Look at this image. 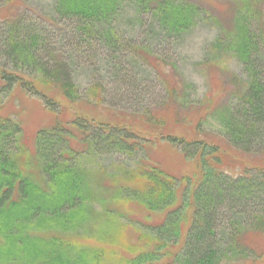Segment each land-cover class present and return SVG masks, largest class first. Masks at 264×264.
<instances>
[{
	"label": "trees",
	"instance_id": "1",
	"mask_svg": "<svg viewBox=\"0 0 264 264\" xmlns=\"http://www.w3.org/2000/svg\"><path fill=\"white\" fill-rule=\"evenodd\" d=\"M229 1L231 10L216 13L189 0H51L41 18L22 11L20 0H0V112L13 94H22L53 115L36 132L30 153L37 170L30 174L20 122L0 114V264H99L119 237L129 256L115 264H264V165L255 159L264 154V0ZM199 23L215 29L199 64L219 65L226 55L241 67L239 75L229 74L227 101L209 111L220 128L216 141L199 134L201 121L185 135L170 131L166 101L176 104V126L197 95L178 60L168 69L167 54L157 56L152 47L181 40ZM56 26L64 28L53 32ZM138 28L149 40L137 42ZM98 51L101 77L95 75L100 68L81 64L82 56ZM147 55L155 57L149 62ZM149 67L154 77L146 75ZM81 71L90 76L83 87L76 77ZM151 80L162 83L163 95L134 114L107 102L111 94L119 102L142 100L154 88ZM86 98L116 121L77 113L66 119L64 107ZM160 143L194 161L197 173L177 175L150 160ZM103 154L136 164L104 174L119 183L106 187L108 201L96 208L93 178L103 180L96 172L102 169L83 160ZM238 154L255 162L239 161ZM121 201L158 218L126 217L114 206ZM123 227L137 232V246L118 237Z\"/></svg>",
	"mask_w": 264,
	"mask_h": 264
},
{
	"label": "rangeland",
	"instance_id": "2",
	"mask_svg": "<svg viewBox=\"0 0 264 264\" xmlns=\"http://www.w3.org/2000/svg\"><path fill=\"white\" fill-rule=\"evenodd\" d=\"M193 3H196L200 5L203 9H208L210 12H224L226 7H230V10L232 9L229 0H189ZM19 3V0H17ZM51 0H20L19 5L21 4L20 9L23 11L25 8L29 12L30 15L37 16L43 18V16L48 14L50 7ZM260 6H262V11L264 12V2L259 3ZM214 14V13H213ZM62 26H56L52 27V31H62ZM145 28V25L144 27ZM137 29V42H145L146 40H149L146 33H142L141 29ZM215 34V29L211 26L209 23H199L196 26L192 28V30L187 33L186 35L181 38V40L177 42H169V44L166 45H157L152 46L153 49L158 52L159 56L160 54H167L168 56V62L167 68L171 69V65H175L173 63H176L175 60H178V66L179 70L183 74V78H185L187 81L191 82V86L193 85V88L191 91L193 94H196L197 96H192L198 101L197 103L191 102L190 105H188L186 108L180 111V114L178 116V123L175 126L173 124V121H175L174 116L171 113V109H174L173 102L166 101L168 104V110L165 114L167 122L171 125L170 131L177 134V135H185L192 131L193 125L196 123H199L200 121L203 122L202 130L199 131V134L208 141H216L220 140L219 134H220V128L218 124L209 117V111H211V107L220 106V104L225 103L227 101L228 94L230 91L233 90L232 86V79L233 77H229L230 73H234L236 75H239L241 72V67L237 64V62L226 55H220V57L217 59L221 63L219 65H215L216 63H207V65L201 66L199 63L202 59V55L205 51L206 46L210 43V41L213 39V36ZM88 54L87 56H82L83 59L81 61V64L84 65V63L88 64L92 68V66H96L95 69L100 68V71L95 74L97 77H101L103 75L101 73V67H102V60H100L99 57H95L96 54ZM102 53V52H101ZM141 55V54H140ZM155 55V54H154ZM154 55H147L148 59L153 60L155 57ZM154 56V57H153ZM141 57H144L143 54ZM199 64V65H198ZM181 66V67H180ZM148 69V68H147ZM151 70L152 76L150 71L147 70L146 75L148 77H154V72ZM93 75V74H92ZM167 74L164 77H170ZM95 76V77H96ZM77 78V84L79 87H83L84 84L87 82L90 76L88 78L83 74L81 71L79 74L76 75ZM161 77V76H160ZM156 79H159L156 77ZM169 83L171 80L168 78ZM164 84V83H163ZM151 85L154 87L151 90L150 94L144 95L142 100H128L129 96L126 97V100L120 101L114 100L117 97L115 94H111L109 96V99L107 100L108 103H115V105L118 106V108H122L127 111L126 114H134L139 108L145 107L147 103L152 101L153 98L158 99L163 95L164 87L162 83L159 82V80H151ZM82 90V89H81ZM211 91V95L207 93L208 91ZM49 96L54 98L56 101H63V98L58 93L56 89L48 90ZM208 95V96H207ZM107 98V96H106ZM85 103H79V104H71L66 105L64 108L65 111V118L69 119L74 114H79L85 118L93 119L95 121H116V119L109 117L104 110H100L97 106L92 105L88 98H86ZM119 102V104H118ZM163 103V102H162ZM161 103V104H162ZM190 109L187 112V109ZM134 111V112H133ZM132 112V113H131ZM0 114L9 115L11 118L16 119L20 122L21 129H22V135H21V141L20 144L23 147L25 151L29 154L28 158L30 160V166H27V171L29 173H35L37 170L35 160L31 159L33 157V154L30 152L35 150V135L36 132L41 129L48 127V125L53 120V115L45 109L43 106V103L38 99H33L27 96H24L22 94H13L3 106L2 111ZM126 114H124L126 116ZM209 115V116H208ZM127 117V116H126ZM206 117V118H204ZM133 120H137L135 116H132ZM188 123H186L185 121ZM129 120L125 122H129ZM186 123L185 125H183ZM137 124V123H136ZM138 125V124H137ZM259 157H256V161L260 164L264 165V154L258 155ZM150 160L154 161V163L158 162L164 167L169 168V170L173 173H176L177 175H184V176H193L197 173V169L195 166L194 161H188L183 158L181 154H179L174 149L170 148L166 143H160L157 146L153 147L150 150ZM239 158L238 160L242 162H255V159H252L250 157H245L242 155H237ZM230 159V158H227ZM235 161L234 157L231 158ZM135 158H129L122 154H114V155H99V156H91L87 160H83L84 163L88 167H92L95 170L102 169L101 171H96L97 175H100L104 179H98L97 177L93 178L94 186L97 191V199H94L95 207L100 208L103 205L100 203L101 200H104L105 202L108 201L109 195H107L106 187L113 188L116 186L119 182L110 180L106 178L107 176L104 174L110 173L115 171L119 166H128L133 167V165L136 164ZM120 182H123L120 180ZM99 186L96 188V186ZM133 186V185H130ZM114 205V204H113ZM116 208L120 210L123 215L130 216L135 220H148V221H155L158 216H155L153 214H150L147 210L144 209V207L136 202L131 201H121L119 203H116ZM122 236L123 240L126 241L129 240V242L133 243V246H137L136 244L139 241L138 234L136 231H131L126 229L125 227L120 228L118 230V237ZM253 240L250 238V241ZM84 242V241H82ZM127 241V244L129 243ZM261 246L264 247V238L260 241ZM143 242L140 243L139 247H144ZM122 246L120 245V237L117 241V246L114 245H108V247H105V252L103 259L99 262V264H115V262L123 257L129 256L126 255L125 252H123ZM226 264H252L250 261L248 262H236V263H226Z\"/></svg>",
	"mask_w": 264,
	"mask_h": 264
}]
</instances>
